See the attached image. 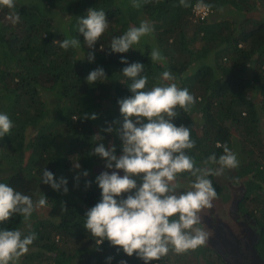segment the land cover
Wrapping results in <instances>:
<instances>
[{
  "label": "trees",
  "instance_id": "obj_1",
  "mask_svg": "<svg viewBox=\"0 0 264 264\" xmlns=\"http://www.w3.org/2000/svg\"><path fill=\"white\" fill-rule=\"evenodd\" d=\"M189 3L184 8L179 0H150L137 10L130 0H15L13 9L0 7V112H6L14 123L10 136L0 139V182L34 201L41 195L48 200L46 216L34 211L27 221L16 216L0 225L37 233L29 252L20 258L21 264H72L74 260L106 264L109 255L115 256L112 264L121 259L144 264L122 250L117 255L107 241L97 250L82 225L86 210L100 199L101 191L95 183L85 188V180L94 181L104 171L103 161L89 154L95 142L92 136L106 126L105 121L123 119L117 101L132 94L122 75L126 65L121 56L145 65L149 87L161 82L162 72L170 71L175 80L164 83L174 82L195 95L191 112L182 113L176 123L191 127L196 141L192 154L199 166L212 152L222 154L225 143L231 148L235 135L240 134L241 154H247L240 166L252 178L239 209L247 211L260 228L257 248L264 257V0ZM195 3L207 4L209 13L194 17ZM89 7L103 9L110 21L96 44L94 62L82 59L92 49L77 31L78 16H84ZM142 19L150 20L154 32L127 53L111 52V39ZM72 37L81 40L80 49L65 51L54 42ZM152 48H158L165 59L152 63ZM98 67L105 69L108 81L90 86L84 78ZM250 85L258 88V100L249 96ZM85 112L97 113L98 119H72ZM104 135L105 145L115 143L119 154L118 137ZM66 139L68 148L62 153L58 143ZM78 160L90 175L81 177L79 187H74L72 165ZM46 167L57 180L61 175L68 179V194L42 187L40 178ZM202 250L211 264H230L211 246L196 252ZM152 264L198 261L195 252L174 258L169 253Z\"/></svg>",
  "mask_w": 264,
  "mask_h": 264
},
{
  "label": "clouds",
  "instance_id": "obj_2",
  "mask_svg": "<svg viewBox=\"0 0 264 264\" xmlns=\"http://www.w3.org/2000/svg\"><path fill=\"white\" fill-rule=\"evenodd\" d=\"M149 2L130 0V5L138 10ZM179 6L188 8L189 0H179ZM0 7L13 9L15 0H0ZM78 17L77 31L86 47L92 49L82 59L94 62L96 44L110 21L103 9L95 7H89L84 16ZM153 32L154 26L142 19L111 39V52L127 53ZM54 42L65 51L81 48V40L76 37ZM100 50H104L103 45ZM149 57L152 63L165 59L158 48H152ZM121 63L126 65L122 75L129 81L127 86L132 94L117 101L123 119L105 121L106 126L92 136L95 142L89 154L99 157L105 170L94 181L85 180V188L95 183L101 191L100 199L86 210L82 225L97 250L107 241L117 255L122 250L128 257L136 256L144 264H152L170 252L183 256L207 244L209 233L201 226V214L218 199L211 177L222 176L226 169H237L240 161L238 154L225 143L222 154L212 152L203 160L206 167L199 166L192 154L196 141L191 127L176 123L182 113L191 112L197 102L195 95L174 82L164 83L175 80L170 71L162 72L161 82L149 87L142 62H129L126 56H121ZM84 79L93 86L108 81V76L103 67H98ZM72 119L96 120L98 114L85 112L79 117L73 115ZM13 127L10 116L0 112V139L10 136ZM105 133L118 137L119 154L115 143L105 145ZM72 169L76 172L74 187H79L81 177H88L90 172L82 168L79 160L73 162ZM185 177L190 178L187 188L183 183ZM41 183L58 193L70 191L68 179L61 175L57 180L47 167L42 170ZM47 203L46 195L34 201L8 183L0 182V225H6L16 216L27 221L38 207ZM37 238L34 231L25 234L19 228L0 227V264H18ZM114 259L113 255L107 256L106 264H112ZM119 264L128 261L121 259Z\"/></svg>",
  "mask_w": 264,
  "mask_h": 264
},
{
  "label": "water",
  "instance_id": "obj_3",
  "mask_svg": "<svg viewBox=\"0 0 264 264\" xmlns=\"http://www.w3.org/2000/svg\"><path fill=\"white\" fill-rule=\"evenodd\" d=\"M241 193L230 199L224 200L221 196L213 201L214 205L220 207L224 212L219 214L206 209L207 218L202 220L205 231L209 233L210 246L217 250L220 255L230 264H264V257L260 254L256 243L259 233L251 228L245 221L244 214L239 209L241 198L247 191V186L240 187ZM219 209V208H218ZM229 213L234 221L233 225L224 220V216ZM242 227V230L240 229Z\"/></svg>",
  "mask_w": 264,
  "mask_h": 264
},
{
  "label": "rangeland",
  "instance_id": "obj_4",
  "mask_svg": "<svg viewBox=\"0 0 264 264\" xmlns=\"http://www.w3.org/2000/svg\"><path fill=\"white\" fill-rule=\"evenodd\" d=\"M264 14V13H263ZM150 21V20H149ZM132 25V24H131ZM144 40H146V37H144V38H142L141 39V41H144ZM145 56H146V54H145ZM11 63H13V62H11ZM248 73H249V75H251L252 74V70H251V68H249V71H248ZM248 94H249V96H251V98L252 99H255V100H258L259 98H260V94H259V91H258V88H255L253 85H250L249 86V88H248ZM263 122V121H262ZM239 136H240V134H238V135H235V138H234V142H233V144L231 145V149L234 151V152H236L237 154H238V159H239V161H240V164L241 163H243L244 161H242L243 159H245V156H247V154H244V153H242L241 154V148H242V143L240 142V138H239ZM105 143V142H104ZM264 143V142H263ZM68 146V140L66 139V140H62V141H60L59 143H58V148H59V151H62V153H65L66 151H67V147ZM252 145L250 144V146H249V148L251 147ZM262 158V163L264 164V156L263 157H261ZM101 164H103V162L101 163ZM201 166L202 167H206V165H204L203 164V160L201 161ZM240 168H238L241 172H244V170L242 169V167L241 166H239ZM103 170H105L104 169V167H103ZM245 173V175H246V177L245 178H242L243 179V184L244 185H246L247 186V182L252 178V174H250V173H247V172H244ZM121 174H123V173H121ZM183 183H184V186H188V183H189V179H183ZM240 183V182H239ZM47 185H45V184H42V187H46ZM248 189V188H247ZM219 208V209H218ZM213 209H214V212H217V211H219L218 213L219 214H221V213H223L224 211L220 208V207H217V205H215L214 207H213ZM217 210V211H216ZM35 211H38L42 216H46V214H47V206H43V207H38ZM206 209L202 212V220H204L205 218H207L208 217V215H206ZM244 212H242V214H243ZM214 213L213 212H211V215H213ZM245 221H247V222H249V223H251V228L254 230L255 229V227L253 226L254 224L256 225V223H255V220H254V218H252L251 217V215H249L248 214V212L247 211H245ZM224 220H226V221H229L232 225H233V221H234V219H233V217L229 214V213H227L224 217ZM201 226L204 228V224H201ZM233 227H234V225H233ZM235 228V227H234ZM205 229V228H204ZM240 229L242 230V227H240ZM255 232L256 233H259V235H260V232H258L257 230H255ZM258 241H259V239H258ZM258 241H257V243H258ZM207 243H209L210 244V242L208 241ZM257 243H256V247H257ZM195 252V255L197 256V261H198V264H208L209 262H208V259H203L202 257H201V254L199 255V253H198V251L196 252V251H194ZM194 252H193V254H194ZM192 253V252H191ZM170 254L172 255V257L174 258V256L176 255V254H174V253H171L170 252ZM180 257V256H179ZM18 264H21L20 263V260H19V262H18ZM72 264H79V261H77V260H74L73 261V263Z\"/></svg>",
  "mask_w": 264,
  "mask_h": 264
},
{
  "label": "flooded vegetation",
  "instance_id": "obj_5",
  "mask_svg": "<svg viewBox=\"0 0 264 264\" xmlns=\"http://www.w3.org/2000/svg\"><path fill=\"white\" fill-rule=\"evenodd\" d=\"M238 168H240V167H238ZM238 168L237 169H231V170L226 169L222 176L211 177L213 182H215L217 184V186H215V188L218 192V196H221L224 200L230 199L232 197V194H234V196H238L241 193L240 187L244 185L243 184L244 181L242 178H245L246 175L244 172H241ZM240 202H241V200H240ZM214 206L215 205L213 204V207ZM213 207L210 208L211 212H213V210H214ZM242 211L245 213L244 210H242ZM244 217H246L245 214H244ZM247 223H249V222H247ZM249 224L251 225V223H249ZM253 226L255 227L254 230H257L258 232L261 233L260 228L258 227L257 224L256 225L254 224ZM259 240H260V237H259ZM209 242L211 243V241H209ZM207 247L208 248L210 247L209 243H207L205 246H203V249H207ZM203 251L204 250H202L201 253L199 252V255L201 254V257L203 259H205L206 257H205V253H203ZM208 264H211V263L209 262ZM224 264H226V263H224Z\"/></svg>",
  "mask_w": 264,
  "mask_h": 264
},
{
  "label": "built area",
  "instance_id": "obj_6",
  "mask_svg": "<svg viewBox=\"0 0 264 264\" xmlns=\"http://www.w3.org/2000/svg\"><path fill=\"white\" fill-rule=\"evenodd\" d=\"M210 11V8L207 4L205 3H195L193 5L192 13L194 17H205Z\"/></svg>",
  "mask_w": 264,
  "mask_h": 264
}]
</instances>
